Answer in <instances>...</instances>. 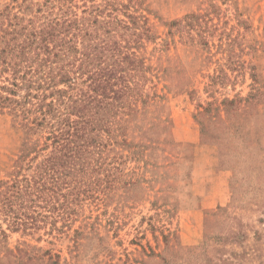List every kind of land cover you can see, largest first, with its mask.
Here are the masks:
<instances>
[{"label": "rangeland", "instance_id": "1", "mask_svg": "<svg viewBox=\"0 0 264 264\" xmlns=\"http://www.w3.org/2000/svg\"><path fill=\"white\" fill-rule=\"evenodd\" d=\"M21 1L0 0V11L21 14ZM144 5L156 34L143 51L151 65L145 92L158 95L146 117L159 114L169 125L146 150L152 164L127 158L122 176L106 179L95 196L70 195L85 199L62 231L23 235L0 221L6 245L27 251V261L11 264H49L50 256L57 264H264V0ZM191 13L202 21L191 31L204 30L207 41L168 34L170 21ZM252 92V101L224 110V99ZM205 107L204 128L197 116ZM21 142V129L0 113V179Z\"/></svg>", "mask_w": 264, "mask_h": 264}, {"label": "trees", "instance_id": "2", "mask_svg": "<svg viewBox=\"0 0 264 264\" xmlns=\"http://www.w3.org/2000/svg\"><path fill=\"white\" fill-rule=\"evenodd\" d=\"M26 1L21 14L0 11V113L22 131L12 169L0 179V221L23 235L52 234L71 225L85 199L70 195L95 196L106 179L122 176L127 158L144 160L169 125L159 114L146 117L158 95L145 92L151 65L143 51L156 38L145 0ZM200 19L191 13L170 21L168 34L207 41L204 30L191 31ZM254 96L224 99V110ZM210 109L199 111L201 127ZM7 229L0 222V264L27 261L25 249L6 245Z\"/></svg>", "mask_w": 264, "mask_h": 264}]
</instances>
